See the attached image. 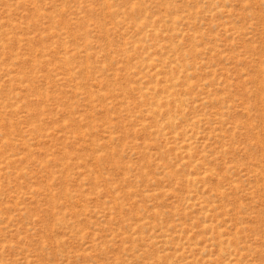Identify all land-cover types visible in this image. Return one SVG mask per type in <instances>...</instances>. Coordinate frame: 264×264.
Returning a JSON list of instances; mask_svg holds the SVG:
<instances>
[{
	"label": "rangeland",
	"instance_id": "obj_1",
	"mask_svg": "<svg viewBox=\"0 0 264 264\" xmlns=\"http://www.w3.org/2000/svg\"><path fill=\"white\" fill-rule=\"evenodd\" d=\"M0 264H264V0H0Z\"/></svg>",
	"mask_w": 264,
	"mask_h": 264
}]
</instances>
